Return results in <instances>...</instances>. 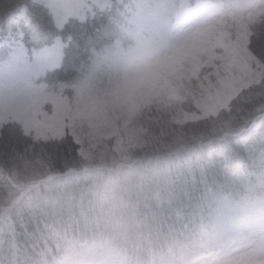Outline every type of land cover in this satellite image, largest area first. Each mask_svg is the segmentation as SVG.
Instances as JSON below:
<instances>
[{"label": "clouds", "instance_id": "9594fccd", "mask_svg": "<svg viewBox=\"0 0 264 264\" xmlns=\"http://www.w3.org/2000/svg\"><path fill=\"white\" fill-rule=\"evenodd\" d=\"M87 3L91 5L92 0ZM256 10H264V0H113L112 9L92 39L97 51L118 42L124 55L97 64L91 48L79 46L78 75L69 81L72 87L66 91L72 105L69 122L86 136L92 131L89 125L95 123L94 113L103 109L110 125L105 130L121 135L135 130L151 149L158 137L144 127L145 118L164 112L168 127L173 129L167 155L154 170L128 173L145 190L156 193V209L150 214L134 213L115 182L104 177L97 178L90 195L73 193L69 197L59 187L49 185L35 188L19 198L11 216L0 217V232L6 233L18 219L37 214L44 216L45 222L32 232L22 233L18 243L0 247V264H217L222 258L244 254L264 240V172L239 167L226 170L224 175L210 171L233 139L243 138L242 127L248 129L257 120L264 124V112L259 111L264 108V84L260 90L241 89L229 94L226 104L207 115L201 100L209 92L215 95L222 90L218 82L221 77L234 78L223 61L207 65L199 79H174V86L185 97L183 101L160 95L133 109L125 103L117 106L110 95L113 89L123 88L141 65L169 54L197 30ZM258 27L264 29V17ZM227 30L235 38L236 31ZM257 58L264 64V57ZM5 60L0 49V62ZM253 69V78L264 81V67L254 63ZM93 72L91 91L78 102L75 86ZM0 95L18 105L30 99L29 90L16 78L0 79ZM185 110L198 113L196 123L174 128L180 124L176 116ZM14 116L9 114V118ZM261 137L264 141V133ZM44 151L43 145H33L28 157L31 163L26 171H33V183L42 168L37 157ZM177 173L188 180L182 183L173 179Z\"/></svg>", "mask_w": 264, "mask_h": 264}, {"label": "snow or ice", "instance_id": "6c2138e0", "mask_svg": "<svg viewBox=\"0 0 264 264\" xmlns=\"http://www.w3.org/2000/svg\"><path fill=\"white\" fill-rule=\"evenodd\" d=\"M3 5L4 0H0V49H3L6 56V60L0 62V79L8 77L21 80L30 92V99L24 105H18L13 99L0 95V121L21 122L28 134H31V128L35 127L36 138L39 139V129L42 125L54 124L60 127L61 121L67 120V124L63 125L64 132L59 137L51 138L71 139L79 147L83 141L75 125L69 122L72 105L66 91L72 85L69 81H62L53 82L49 86L47 81L49 76L56 75L64 67L68 59L67 54L71 50H78L80 45L91 48L97 58V64L122 58L124 54L119 51L118 42L110 48L97 51L92 39L93 34H81L76 31L79 26L87 25L90 17L95 18L98 13L109 12L113 7V0H92L91 5L87 0H10L7 7ZM39 13L45 14L46 22L38 23ZM248 13L247 19L250 20L253 16L251 12ZM113 22H116L115 18ZM230 22L239 29L235 38L232 34L227 37L220 34L217 37V30ZM244 22V15H233L230 19L219 20L197 30L190 38L175 46L169 54L141 65L127 78L123 88L113 89L110 95L115 98L118 106L129 88L133 89L141 83L155 87L160 80L167 82V70L171 69L172 73H175L187 50L195 48L201 42L207 43L206 47L199 49L204 57L202 64L223 61L230 76L234 74V78L221 77L218 81L222 90H218L215 95L222 104H226L230 95H235L241 89L260 90L264 81L253 78V64L261 67H264V64L250 51ZM213 37H217L214 43ZM161 68L165 69L163 74L159 71ZM192 75L200 78L198 69L193 71ZM204 78L209 79L207 75ZM93 79L94 72L75 86L78 102L83 101L90 93ZM237 83L240 87H236ZM209 95L212 93L209 92ZM259 111L264 112V108ZM10 113L15 116L9 118ZM247 130L242 127L240 132ZM44 138L47 140L50 137ZM80 154H85L82 147ZM217 264H264V240L244 254L222 258Z\"/></svg>", "mask_w": 264, "mask_h": 264}, {"label": "trees", "instance_id": "16d2710c", "mask_svg": "<svg viewBox=\"0 0 264 264\" xmlns=\"http://www.w3.org/2000/svg\"><path fill=\"white\" fill-rule=\"evenodd\" d=\"M10 0H4L7 7ZM106 20V12L98 13L95 19H89L87 25L79 26L76 31L81 34H94ZM261 20V19H260ZM260 20L249 28L248 41L250 51L256 56L264 57V29L258 27ZM46 22L44 13L38 14V23ZM79 53L71 50L64 67L54 76H49L48 82L71 81L78 75L77 57ZM76 65V66H74ZM206 68L204 65L198 71V75ZM188 75V74H187ZM189 78L197 79L190 75ZM171 101H183L184 96L170 97ZM195 117L198 113H189L185 110L176 116L179 125L196 123V120L182 121L184 116ZM168 117L162 111L150 113L146 118L144 127L154 132L158 137L155 144L149 149L140 137L137 138V147H128V160L115 164L91 163L80 154V147L71 139L59 138L41 140L25 133L21 124L6 123L0 129V217L11 216L19 198L33 191L35 188H43L45 185L59 187L69 197L73 193L90 195L96 188L97 178L104 177L108 182H115L118 190L123 194L131 210L136 214H150L156 209L155 192H148L138 181H134L128 173L136 170L144 173L157 168L168 153V145L172 142L173 129L167 125ZM250 129V131H249ZM211 132V129H209ZM247 135L240 133L242 139H233L226 154L215 160L214 167L210 171L217 175H224L228 169L252 171L259 174L264 172V141L261 133H264V124L259 120L250 124ZM33 145H43L45 151L37 159L40 161L41 174L35 176V183L31 177L33 171L28 168L31 161L28 157L33 152ZM147 153V155H145ZM37 165V167H40ZM173 179L178 182H186L188 177L177 173ZM193 187L192 194L196 195ZM45 217L39 214L27 220L18 219L5 232H0V247H7L11 243H18L23 239L22 233L32 232L38 226L42 227Z\"/></svg>", "mask_w": 264, "mask_h": 264}, {"label": "rangeland", "instance_id": "374dc122", "mask_svg": "<svg viewBox=\"0 0 264 264\" xmlns=\"http://www.w3.org/2000/svg\"><path fill=\"white\" fill-rule=\"evenodd\" d=\"M253 18L247 19L249 13L245 16V29L247 33V37L249 36V28L250 26L264 17V10H256L251 12ZM228 28H233L236 32L239 31L236 25L231 22L227 25H222L217 30V37L220 34H224L225 37L231 35V33L227 30ZM217 37L212 38V42L214 43ZM206 42H201L195 48H190L187 50V54L180 60L177 65V70L175 73H172L171 69H168V80L165 82L164 80H160L156 83L155 87H149L144 84H138L135 86L132 91L128 92L124 95L119 103H125L131 108H137L143 103H148L155 96L166 95L168 98L170 97H180L179 90L174 86V79L180 77H190L192 72L197 70L200 71L201 67L206 64H202L204 57L201 55L199 49L206 47ZM159 71L163 74L165 69L161 68ZM188 74V75H187ZM148 102H145V101ZM202 106L204 108L205 115L210 113H215L219 110V107L222 105L220 99L216 97V95H207L206 98L201 100ZM118 105V106H119ZM198 116V115H196ZM195 116V117H196ZM42 119V118H41ZM193 116L185 115L182 121L193 120ZM94 121L95 123L90 124L89 127L92 129L90 134L86 136H81L83 143L79 146L84 148L85 154L82 157H85L91 163L96 164H115L120 162H125L128 160L127 149L128 147H137L139 134L135 130H129L124 135H121L118 131L105 130L110 127L108 121L105 118V114L103 109H99L94 113ZM8 123L7 121H0V129L3 125ZM22 125L21 122H17ZM67 124V120L61 121V126L56 127L54 124L48 126H41L40 138L41 140H46L44 137L48 136L49 139L51 137H59L64 132L63 125ZM25 133V126L22 125ZM28 134V133H27ZM37 129L35 127L31 128V134L36 138ZM37 139V138H36ZM48 140V139H47Z\"/></svg>", "mask_w": 264, "mask_h": 264}]
</instances>
